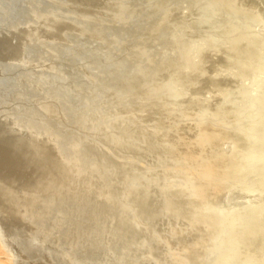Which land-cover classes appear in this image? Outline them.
<instances>
[{
  "label": "rangeland",
  "instance_id": "374dc122",
  "mask_svg": "<svg viewBox=\"0 0 264 264\" xmlns=\"http://www.w3.org/2000/svg\"><path fill=\"white\" fill-rule=\"evenodd\" d=\"M205 129L230 174L184 156ZM0 246L264 264V0H0Z\"/></svg>",
  "mask_w": 264,
  "mask_h": 264
},
{
  "label": "bare ground",
  "instance_id": "6f19581e",
  "mask_svg": "<svg viewBox=\"0 0 264 264\" xmlns=\"http://www.w3.org/2000/svg\"><path fill=\"white\" fill-rule=\"evenodd\" d=\"M218 133L213 130L205 129L201 132V136L196 140V144L200 147H204L208 154L205 156H198L194 151L186 149L184 150V156L191 162L196 163L199 168H201L202 173L207 178L220 177L223 175H228L230 172L222 167L220 159L214 156L216 151V141ZM200 164V165H199ZM229 169V168H228ZM206 184L196 185V190L201 193L203 198L211 196L212 199H216L221 196L223 192V186L210 184V186H205ZM100 193H107V190L100 191ZM5 253L0 246V264H9Z\"/></svg>",
  "mask_w": 264,
  "mask_h": 264
}]
</instances>
